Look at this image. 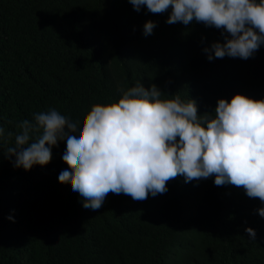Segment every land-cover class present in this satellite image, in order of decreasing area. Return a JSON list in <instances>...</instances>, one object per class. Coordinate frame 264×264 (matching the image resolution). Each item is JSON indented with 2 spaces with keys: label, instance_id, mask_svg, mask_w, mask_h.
<instances>
[{
  "label": "trees",
  "instance_id": "16d2710c",
  "mask_svg": "<svg viewBox=\"0 0 264 264\" xmlns=\"http://www.w3.org/2000/svg\"><path fill=\"white\" fill-rule=\"evenodd\" d=\"M167 15L128 0H0V125L16 131L49 106L81 119L137 82L194 100L197 115L234 94L264 97V46L209 61L202 49L223 43L220 31ZM148 20L156 26L145 37ZM62 143L27 172L0 146V264H264L260 201L243 186L177 175L155 197L109 192L93 210L56 172L68 162Z\"/></svg>",
  "mask_w": 264,
  "mask_h": 264
},
{
  "label": "clouds",
  "instance_id": "9594fccd",
  "mask_svg": "<svg viewBox=\"0 0 264 264\" xmlns=\"http://www.w3.org/2000/svg\"><path fill=\"white\" fill-rule=\"evenodd\" d=\"M133 10L167 12L165 23L184 26L193 21L220 31L202 51L206 59H248L264 46V0H128ZM145 21L142 35L152 34ZM114 102L93 104L81 118L60 107L33 113L16 125H0V146L13 168L27 172L51 156V145L62 138L59 151L68 162L56 172L69 177L82 206L99 209L109 192L143 201L167 191L177 175L185 183L213 178V184L243 186L259 198L256 213L264 218V97L241 94L220 98L211 112L197 115L196 102L157 85L139 82L120 88ZM9 221L13 217H6ZM244 231L255 237L252 228Z\"/></svg>",
  "mask_w": 264,
  "mask_h": 264
}]
</instances>
